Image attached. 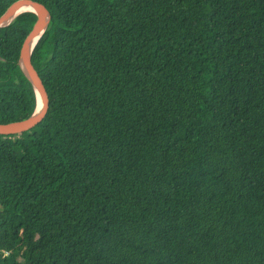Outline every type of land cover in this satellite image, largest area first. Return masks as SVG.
I'll return each mask as SVG.
<instances>
[{"label": "trees", "instance_id": "obj_1", "mask_svg": "<svg viewBox=\"0 0 264 264\" xmlns=\"http://www.w3.org/2000/svg\"><path fill=\"white\" fill-rule=\"evenodd\" d=\"M33 1L49 109L0 136V264H264V0ZM34 22L0 28V124Z\"/></svg>", "mask_w": 264, "mask_h": 264}, {"label": "water", "instance_id": "obj_2", "mask_svg": "<svg viewBox=\"0 0 264 264\" xmlns=\"http://www.w3.org/2000/svg\"><path fill=\"white\" fill-rule=\"evenodd\" d=\"M19 8H25V10L18 14L28 11L35 15L33 27L20 48L18 66L35 93L36 108L26 119L0 124V136L18 135L30 131L43 121L49 109L48 95L37 71L31 63V55L38 40L43 35L50 22V14L42 4L36 1L15 0L0 13V28L8 25L18 15H15L12 20L9 21L12 13Z\"/></svg>", "mask_w": 264, "mask_h": 264}, {"label": "bare ground", "instance_id": "obj_3", "mask_svg": "<svg viewBox=\"0 0 264 264\" xmlns=\"http://www.w3.org/2000/svg\"><path fill=\"white\" fill-rule=\"evenodd\" d=\"M26 9H27V8H26ZM23 10H25V8H19V9L15 10V11L12 13V15L10 16L9 21L12 20V18H13L15 15H17L19 12H21V11H23Z\"/></svg>", "mask_w": 264, "mask_h": 264}]
</instances>
